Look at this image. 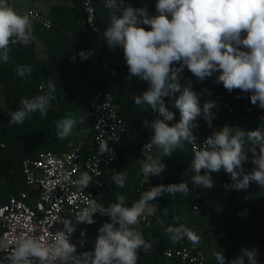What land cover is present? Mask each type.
Returning a JSON list of instances; mask_svg holds the SVG:
<instances>
[{
    "label": "clouds",
    "instance_id": "9594fccd",
    "mask_svg": "<svg viewBox=\"0 0 264 264\" xmlns=\"http://www.w3.org/2000/svg\"><path fill=\"white\" fill-rule=\"evenodd\" d=\"M104 7L109 10V16L102 35L108 48L121 47L128 78L137 77L149 85L141 95L135 96L134 104L146 105L157 114L151 122L143 121V126L152 132L141 153L144 175L159 177L166 167L164 157L186 151L187 144L195 143L197 137L192 129L198 127L195 123L198 117L212 127L216 102L205 101L201 106L191 81L181 84L185 67L200 81L218 73L215 83L222 84L229 93L233 90L250 93L251 103L264 109V0H157L155 15H149L146 6L133 7L124 0H104ZM35 20L31 14H19L8 0H0V61L5 64L10 61L12 46L31 42ZM94 51H80L78 55L86 60ZM70 59L75 61L76 56ZM32 71L28 65L15 69L22 78L30 76ZM54 91L50 83L48 93L22 99L20 108L11 113L9 123L23 124L37 112L45 118ZM172 109L180 114L178 122H174ZM77 123L73 116L54 121L57 137L61 140L70 137ZM234 129L238 128L225 125L214 130L204 139L205 147L194 151L190 170L196 187L213 188L211 174L223 170L232 181L225 188L246 190L255 183L264 189V130ZM111 151L107 142L101 143V154ZM249 160L254 167L245 171L244 164ZM127 178V170L113 171L111 181L123 188ZM93 179L88 171L75 180L70 172L62 171L60 175L61 182L80 190L88 188ZM189 192L187 181H182L153 186L143 191L131 206L122 194L107 207L95 199L87 200V206L76 214L75 224L69 219L60 220L63 228L49 233L51 239L22 234L11 252L0 257V264H137L138 251L150 245L135 225L142 218L155 215L156 205L152 202L157 198ZM97 213L107 216L110 222L99 227L93 250L78 253V245L72 239L76 227L96 223ZM157 222L172 243L185 238L193 245L200 243L201 237L185 223L165 227L159 219ZM78 244L83 248L86 241L80 239ZM6 248L0 245V251L5 252ZM211 255L216 264H258L256 248H242L241 254L230 261L217 248Z\"/></svg>",
    "mask_w": 264,
    "mask_h": 264
},
{
    "label": "trees",
    "instance_id": "16d2710c",
    "mask_svg": "<svg viewBox=\"0 0 264 264\" xmlns=\"http://www.w3.org/2000/svg\"><path fill=\"white\" fill-rule=\"evenodd\" d=\"M39 12L42 13V11ZM95 13L100 29L99 36L91 33L84 24L82 0H59L51 4L47 12L52 20L50 29L34 23L31 42L27 45L12 46L10 61L7 64L0 61V142L5 145V148H0V203H4L9 195L18 191L28 192L20 170L24 159H34L41 152L61 153L64 150L65 139L61 140L57 137L54 121L65 116H73L81 121L87 119L91 127L92 119L89 110L91 97L97 91H108L114 95L115 106L126 124L122 139L114 144L117 160L113 167L115 172L127 170L128 178L125 186L119 188L111 181L113 173L105 169L104 173L111 181L110 190L93 194V199L107 207L115 202L118 194H122L125 196L126 204L131 206L140 198L143 191L153 186L187 181L190 189L187 195L165 194L152 203L156 205L159 220L165 227L185 223L191 228L190 224L197 217L190 215L182 208V205L191 198V182L187 176L192 162L189 144L186 145V151L174 152L171 157L163 158L166 167L159 177L147 176L139 187L134 188L132 194L127 193L132 176L131 171L126 167L127 156H135L142 152L145 143L149 140V134L146 131L149 128L143 126V121L151 122L149 107L136 106L134 99L135 96L146 91L149 85L137 77L128 78L129 72L123 49L116 47L110 50L103 39L102 34L108 26L105 10L96 3ZM34 41L41 46V56L37 53ZM88 50H95L94 54L86 60H81L78 53ZM73 55L76 56L75 61L70 59ZM19 65L31 66L33 69L31 75L27 78L17 76L15 69ZM188 81L189 78L180 82L185 84ZM43 82H52L56 94V103L50 102L47 116L41 118L37 112L30 115L23 124L9 123L11 113L20 108L22 99L41 95L37 86ZM172 110L175 112L174 122H178L180 114L178 110ZM224 122H220L221 126ZM195 123L198 127L192 129L193 135L204 127H209L201 117L197 118ZM77 127L81 128L84 125L81 127L76 125L73 129L74 133L79 130ZM92 134L91 129L82 136L83 155H86L88 151L87 140ZM30 194L33 195L32 192ZM261 209L262 212L251 211L254 217L252 226L255 241L250 249L256 248L257 258L264 259V207ZM175 217H179V221H176ZM94 219L96 223L78 224L75 231L76 236L79 226H85L87 251L93 250L99 227L105 222H110L107 216H101L98 213L95 214ZM142 234L150 242V250L146 256L138 252L137 264H162V252L171 243L169 236L160 223L153 229H144Z\"/></svg>",
    "mask_w": 264,
    "mask_h": 264
},
{
    "label": "built area",
    "instance_id": "2783aa9c",
    "mask_svg": "<svg viewBox=\"0 0 264 264\" xmlns=\"http://www.w3.org/2000/svg\"><path fill=\"white\" fill-rule=\"evenodd\" d=\"M96 3L103 7L108 19L109 10L104 7V0H82V8L86 28L94 35L99 36L100 29L95 13ZM28 14L36 17V25L50 29L52 20L48 15L40 13L36 9L29 10ZM189 76V70L184 69L181 80H186ZM50 83L54 85L52 82L40 83L37 86L38 92L41 95L48 93ZM239 95L251 106L255 130L258 128L264 130V109L251 103L250 93L240 91ZM52 96L51 103L55 104V91ZM89 110L93 134L87 140L86 155H83L82 137L72 133L65 139L64 150L61 153L41 152L36 158L24 159L21 162L20 170L28 192L18 191L9 195L4 203H0V245L7 246L5 252L0 251V257L9 254L15 247L16 239L24 233L43 235L46 239H51L49 233H55L58 229L63 228L60 220L69 219L75 224L76 214L87 206V200L93 199V194H101L110 190L111 181L105 175L104 170L109 169L110 173L115 171L113 166L117 160V152L114 149V144L122 139L126 131V124L115 106L114 95L108 91L95 92L89 102ZM149 112L152 121L157 114L150 107ZM234 114L235 107L232 102L223 101L218 112L215 113L214 126L204 127L194 134L197 139L194 144H189L192 159L194 151L205 147L204 139L210 136L214 130H220L222 128L220 122ZM104 142L108 143V147L112 151L101 154L100 145ZM0 148H5L4 143L0 142ZM246 166L247 163L244 164V169ZM62 171L70 172L72 180L78 179L85 171L93 175L94 179L88 188L80 190L70 183L60 181ZM193 175L194 173L189 169L187 176L191 182V198L182 205V208L190 215L197 216L200 211V201L204 196V189L193 184L191 179ZM158 219L159 215L156 210L155 215L148 216L146 219L142 218L138 227L141 232L144 229H153L158 225ZM72 239L78 245V253L87 251L86 244L83 248L78 244L80 239L86 241L84 225L79 226L77 235L75 236L74 233ZM145 241L150 245L147 239ZM149 250L150 246L138 252L146 256ZM162 264H216V262L208 260L200 243L193 245L185 238L177 243L171 242L164 248Z\"/></svg>",
    "mask_w": 264,
    "mask_h": 264
},
{
    "label": "crops",
    "instance_id": "0c3cea01",
    "mask_svg": "<svg viewBox=\"0 0 264 264\" xmlns=\"http://www.w3.org/2000/svg\"><path fill=\"white\" fill-rule=\"evenodd\" d=\"M44 1L45 3L40 5L41 7L39 8V10L42 11L43 9L47 14V12H49L50 5L53 3H48V0ZM124 2L126 5L130 4L133 7L137 8L146 6L149 15L156 14L155 5L157 0H124ZM242 50L247 51V49L243 48ZM217 75L218 73H215V76ZM218 86L219 88H221V92L224 95L221 100L230 101L235 107V114L226 119L222 127L227 125L232 128L242 129L244 131L255 130V122L251 114L250 104L240 97V90H233L231 93H229L226 89H224L222 84H218ZM221 100L216 103L218 109L212 110L214 114L218 112L222 103ZM83 125L84 127H81L79 130L75 131V133L81 137L86 135V133L88 131H91L92 129V126H89L88 120H85ZM146 131L147 134H149L148 137L150 139V136L152 135L150 128ZM141 153H138L135 156L128 155V162L126 164V167L128 169L134 168V171L139 179V184L137 185L138 187L141 182L147 177V175H144L141 172V160L143 159ZM248 155L249 157H251V152H249ZM246 163L247 166L245 171H251L254 165L250 160ZM211 178L214 182V187L211 189L203 188L204 196L200 201V211L196 216L197 218L194 219L190 226L201 237L200 247L206 252L208 260L215 261V259L211 255L213 249L217 248L218 250L228 251L226 247L215 246L213 243L215 235L214 228H216V224H218V222L215 221L216 218L229 219L236 217H246V214H249L252 217V220H254L251 211L257 210L262 212L261 208L264 207V189H262L255 183L250 184V186L246 190L225 188V185H231L232 181L230 176L227 175L223 170L218 173H212ZM135 228H138V224L135 225ZM253 245L254 243L252 244V246Z\"/></svg>",
    "mask_w": 264,
    "mask_h": 264
},
{
    "label": "rangeland",
    "instance_id": "374dc122",
    "mask_svg": "<svg viewBox=\"0 0 264 264\" xmlns=\"http://www.w3.org/2000/svg\"><path fill=\"white\" fill-rule=\"evenodd\" d=\"M59 0H48V3H55ZM65 1V0H61ZM9 4L21 15L28 14L29 10L36 9L39 10L40 5L45 3L44 0H8ZM40 11V10H39ZM42 13L47 15L45 10L42 9ZM37 53L39 56L41 53V46L36 42ZM189 81H191L192 88L195 92L198 93L200 98L201 106L205 101H214L218 102L224 96L221 92V88H219L218 84L215 83V73L210 78H205L203 81L198 80L190 71ZM207 90V91H205ZM222 102L225 100H221ZM220 101V102H221ZM219 102V103H220ZM0 103H1V86H0ZM218 109V107H214L212 110ZM200 118V117H198ZM202 118V117H201ZM77 125L81 127L84 124V121L87 119H82L83 122H80V119H77ZM80 129V128H78ZM131 171L132 176L130 177V181L128 183V194L133 193V188L135 185L139 184V179L137 174L134 171V168L128 169ZM133 190V191H132ZM218 222L216 224L215 235L213 243L215 246L226 247L228 251H223L226 260L230 261L235 258L237 255L241 254L242 248L252 247V244L255 241V233L252 226V217L246 214V217H236V218H216L215 220ZM137 230L141 231V229L137 228ZM214 247V246H213ZM234 249V250H232ZM258 264H264V259L261 257H256Z\"/></svg>",
    "mask_w": 264,
    "mask_h": 264
}]
</instances>
